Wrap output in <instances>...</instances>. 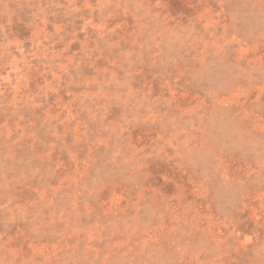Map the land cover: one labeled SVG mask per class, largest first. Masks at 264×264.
Returning a JSON list of instances; mask_svg holds the SVG:
<instances>
[{
  "label": "rangeland",
  "instance_id": "obj_1",
  "mask_svg": "<svg viewBox=\"0 0 264 264\" xmlns=\"http://www.w3.org/2000/svg\"><path fill=\"white\" fill-rule=\"evenodd\" d=\"M0 264H264V0H0Z\"/></svg>",
  "mask_w": 264,
  "mask_h": 264
}]
</instances>
